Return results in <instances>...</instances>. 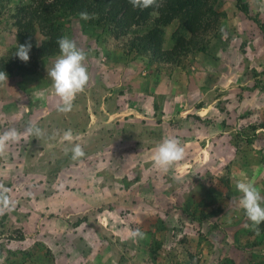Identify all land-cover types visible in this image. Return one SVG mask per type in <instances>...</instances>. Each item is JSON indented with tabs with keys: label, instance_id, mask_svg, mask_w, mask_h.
Masks as SVG:
<instances>
[{
	"label": "rangeland",
	"instance_id": "obj_1",
	"mask_svg": "<svg viewBox=\"0 0 264 264\" xmlns=\"http://www.w3.org/2000/svg\"><path fill=\"white\" fill-rule=\"evenodd\" d=\"M243 1L248 14L237 0H217V16L197 36L205 51L191 45L177 64H148L129 51L131 34L114 38L68 19L64 35L86 53L89 75L68 113L57 111L47 74L60 53L39 61L35 77L0 83V133L23 132L29 122L44 132L0 155V185L13 203L0 214V264L264 262V224L252 230L236 189L251 182L264 195V129H252L264 123V42L255 22L264 23V0ZM33 2L0 0V58L15 51L17 8ZM176 26L165 27L164 49ZM129 100L137 111L108 112ZM168 137L185 156L163 172L153 155ZM77 143L85 156L73 160ZM137 228L144 239L129 238Z\"/></svg>",
	"mask_w": 264,
	"mask_h": 264
},
{
	"label": "trees",
	"instance_id": "obj_2",
	"mask_svg": "<svg viewBox=\"0 0 264 264\" xmlns=\"http://www.w3.org/2000/svg\"><path fill=\"white\" fill-rule=\"evenodd\" d=\"M216 2L217 0H157L159 7L144 10L134 9L129 0H36L34 4H21L13 21L16 29L15 51L0 58V71L6 72L7 77L20 80L35 77L38 62L59 53L56 41L64 36L63 28L67 20L79 17L78 13L85 10L95 14L94 19L85 23L101 30L104 35L119 38L131 34L127 43L129 51L148 57V64H177L195 44L198 45L197 50L205 51L204 46H199L201 37L197 39V36L205 33L211 25V16H217ZM236 4L242 12L249 13L248 2L237 0ZM221 14L225 15L224 12ZM173 21H176L177 26L170 35L172 44L164 49L165 27ZM255 22L264 42V23L258 19ZM29 38L32 50L29 62L25 63L15 53L19 44ZM111 109L110 105L109 113L124 110ZM258 127L264 129V123L253 125L252 129L255 131ZM199 204L204 206L207 203L201 200ZM220 211L219 206L209 212L203 209L199 211V217H212ZM222 264H234V260L226 258Z\"/></svg>",
	"mask_w": 264,
	"mask_h": 264
},
{
	"label": "clouds",
	"instance_id": "obj_3",
	"mask_svg": "<svg viewBox=\"0 0 264 264\" xmlns=\"http://www.w3.org/2000/svg\"><path fill=\"white\" fill-rule=\"evenodd\" d=\"M134 9L144 10L151 7H159L157 0H129ZM81 20L88 21L95 18V14L81 11L78 13ZM222 38H227V32L221 28ZM59 47V56L54 66L47 71L52 80V88L55 94L60 98L61 104L57 107L60 113H68L72 110L75 97L85 90L89 81L87 68L84 66L86 53L77 47L76 42L64 35L57 39ZM32 50L31 39L19 44L15 56L22 62H29L30 52ZM7 73L0 71V83L7 82ZM122 111V110H121ZM120 112V111H117ZM44 135L43 130L36 124L29 122L23 132L15 127L0 133V155H3L10 143H16L21 136H33L37 139ZM63 139L71 142L73 133L68 130L63 133ZM72 159L78 160L85 156V152L80 144H75L71 148ZM185 149L181 141L176 137L165 138L155 149L153 155V164L163 172H167L172 165L184 159ZM236 189L242 194L240 204L245 215L251 222V228L259 234V226L264 224V195L251 182L238 181ZM8 190L0 185V214L10 211L13 203L7 195ZM145 233L140 229H134L129 233V238L144 239Z\"/></svg>",
	"mask_w": 264,
	"mask_h": 264
},
{
	"label": "crops",
	"instance_id": "obj_4",
	"mask_svg": "<svg viewBox=\"0 0 264 264\" xmlns=\"http://www.w3.org/2000/svg\"><path fill=\"white\" fill-rule=\"evenodd\" d=\"M112 92V91H111ZM111 92H109V94H110V96L107 98V101H109V103H110V100L109 99H111ZM133 95V93L130 95V96H132ZM135 95V94H134ZM132 99H134V98H132ZM132 99H130V100H132ZM129 100V101H130ZM155 104V103H154ZM158 105V104H157ZM110 107V106H109ZM120 108H128V110L127 111H131V112H133V111H137L138 109L136 108V106H135V102H129V107H120ZM137 109V110H136ZM160 109V107H159V105H158V110ZM125 111V110H124ZM129 111V112H130ZM159 111H161V110H159Z\"/></svg>",
	"mask_w": 264,
	"mask_h": 264
}]
</instances>
